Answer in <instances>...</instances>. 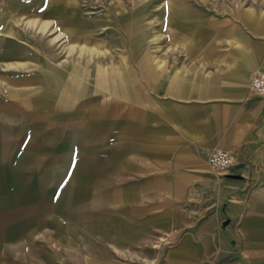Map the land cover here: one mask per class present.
I'll use <instances>...</instances> for the list:
<instances>
[{"label": "rangeland", "instance_id": "obj_1", "mask_svg": "<svg viewBox=\"0 0 264 264\" xmlns=\"http://www.w3.org/2000/svg\"><path fill=\"white\" fill-rule=\"evenodd\" d=\"M174 1L219 19V0H0V264H108L112 256L163 264L187 222L224 209L227 183L258 185L251 163L234 174L240 180L197 171L179 187L163 185L161 199H133L125 233L117 219L108 229L121 210L119 185L98 144H106L113 107L140 67L170 63L208 24L171 23ZM239 1H259L264 11V0ZM122 36L135 48H123ZM170 189L179 198H166ZM113 238L130 247L108 249Z\"/></svg>", "mask_w": 264, "mask_h": 264}, {"label": "crops", "instance_id": "obj_2", "mask_svg": "<svg viewBox=\"0 0 264 264\" xmlns=\"http://www.w3.org/2000/svg\"><path fill=\"white\" fill-rule=\"evenodd\" d=\"M171 4V23L208 24L194 28L201 36L171 53L178 57L170 63L140 67L132 89H122V105L113 107L106 144H98L112 183L119 185L114 199L121 210L112 213L108 229L117 227L115 219L123 222L117 230L131 229L127 209L133 199H161L163 185L179 187L197 171L212 172L209 154L225 150L244 165L231 173L251 163L258 169V185L245 190L246 183H227L224 209L197 225L187 222L183 241L163 264H207L208 259L209 264H264V97L250 89L252 76L264 71V11L259 1L219 0L213 5L220 9L217 20L182 1ZM121 40L123 48H135L124 36ZM177 192L168 190L166 198H179ZM147 213L136 217L145 223ZM105 246L125 253L130 244L113 238ZM112 261L108 264H120Z\"/></svg>", "mask_w": 264, "mask_h": 264}, {"label": "built area", "instance_id": "obj_3", "mask_svg": "<svg viewBox=\"0 0 264 264\" xmlns=\"http://www.w3.org/2000/svg\"><path fill=\"white\" fill-rule=\"evenodd\" d=\"M250 89L254 94L264 97V71L252 76ZM208 163L211 169L225 176L233 175L231 171L238 164L233 153L220 149L214 150L209 154Z\"/></svg>", "mask_w": 264, "mask_h": 264}, {"label": "water", "instance_id": "obj_4", "mask_svg": "<svg viewBox=\"0 0 264 264\" xmlns=\"http://www.w3.org/2000/svg\"><path fill=\"white\" fill-rule=\"evenodd\" d=\"M243 166H244L243 164H239V165H236L234 167V169L239 170V169L243 168ZM228 177L231 179H234V180H240L241 179V177L239 175H228Z\"/></svg>", "mask_w": 264, "mask_h": 264}]
</instances>
